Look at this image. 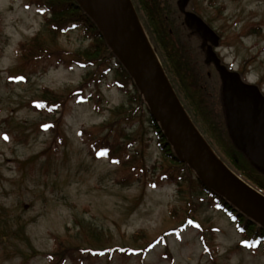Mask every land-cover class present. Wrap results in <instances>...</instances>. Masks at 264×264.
<instances>
[{
	"label": "rangeland",
	"instance_id": "1",
	"mask_svg": "<svg viewBox=\"0 0 264 264\" xmlns=\"http://www.w3.org/2000/svg\"><path fill=\"white\" fill-rule=\"evenodd\" d=\"M188 9L220 35L223 63L264 90V0H190ZM45 15L29 0H0V264H264V249L246 248L235 223L209 200L196 210L199 224L183 223L196 198L185 185L151 184L160 166L172 163L146 107L117 87L100 86L102 112L93 101L70 102L55 115L33 109L44 87L66 92L86 74L77 66L34 71L18 60L21 42L39 33L51 41ZM88 44L78 30L56 42L66 51ZM212 99L201 121L209 132L213 124L223 132L222 109ZM122 106L137 115L125 135L121 129L111 137L123 160L97 158L80 131L116 121ZM45 122L55 128L45 130ZM107 248L102 255L84 252Z\"/></svg>",
	"mask_w": 264,
	"mask_h": 264
},
{
	"label": "trees",
	"instance_id": "2",
	"mask_svg": "<svg viewBox=\"0 0 264 264\" xmlns=\"http://www.w3.org/2000/svg\"><path fill=\"white\" fill-rule=\"evenodd\" d=\"M29 1L31 4L42 8L46 13L43 28L50 35L51 41L47 42L45 37L39 33L27 42H21L18 47L17 58L22 65L27 66L30 70L34 69V71L38 69L39 65H48L54 68L77 66L86 70L79 86L66 92L44 87L42 89L43 98L31 101L30 104L33 109L55 115L59 111L61 112L70 102L93 101L95 111L102 112L103 98L100 86L103 85L104 81H107L108 86L117 87L126 96L133 98L135 104L146 107L164 159L172 163L168 167L162 164L160 166L161 172L156 174V178L151 180V184L155 185L157 180L171 182L179 186V190L185 185L188 188V193L196 198L195 201L187 203L183 223L199 224L194 217L196 210L205 200H209L212 206L223 210L235 223L242 235L243 242L248 247L255 250L260 246L264 249V227L243 214L198 178H195L188 164L178 159L173 147L164 136L159 123L150 114L148 105L137 88L134 79L107 44L97 24L79 5L78 1ZM133 3H135L141 23L168 79L199 132L229 169L250 187L264 195V169L258 167L243 152L237 149L229 136L222 80L216 66L213 63L206 62V50L202 47L201 36L186 25L185 15L173 0H133ZM73 30H78L84 39L89 40L88 46L79 51H66L58 47L56 45L58 37ZM113 70L116 74L109 82L107 80L108 75ZM203 77L207 81H203ZM210 88L214 89V92ZM47 96H50V98H47ZM211 99L222 109L223 118L220 120L224 128L223 132L219 125L214 124L213 126L210 125L212 131L209 132L206 124L201 121L202 116L208 117L209 112L206 110V103ZM121 108L123 110L117 113L116 121L107 122L101 128H96L92 132L84 129L80 131V136L90 144V148L93 150L92 154L97 158L106 157L115 163L123 160L117 153V141L112 140L111 137L117 138L116 132L121 129L122 134L125 135V129L134 124V118L137 115L134 108L126 109L124 106ZM41 125L45 130H49L51 127L55 128L49 122ZM119 149L124 150L125 148ZM171 215L174 217L172 210ZM114 250L143 253L141 250L129 251L120 247ZM109 251L108 248L105 250H84V252H89L92 255H102ZM49 258L52 262L54 255H49ZM65 261L63 260L62 264Z\"/></svg>",
	"mask_w": 264,
	"mask_h": 264
},
{
	"label": "water",
	"instance_id": "3",
	"mask_svg": "<svg viewBox=\"0 0 264 264\" xmlns=\"http://www.w3.org/2000/svg\"><path fill=\"white\" fill-rule=\"evenodd\" d=\"M102 32L107 44L129 72L178 159L198 179L264 227V195L229 169L192 122L168 79L132 0H77ZM186 25L202 38L206 62L220 73L229 136L237 149L264 169V95L257 85L229 70L215 51L220 36L202 17L186 11ZM206 144L208 147H206ZM210 148V150L208 149Z\"/></svg>",
	"mask_w": 264,
	"mask_h": 264
},
{
	"label": "flooded vegetation",
	"instance_id": "4",
	"mask_svg": "<svg viewBox=\"0 0 264 264\" xmlns=\"http://www.w3.org/2000/svg\"><path fill=\"white\" fill-rule=\"evenodd\" d=\"M189 2H190V0L188 1V4H189ZM186 11H191V10L188 9V5L186 6ZM257 86H258L260 92L264 95L263 87L261 85H258V84H257Z\"/></svg>",
	"mask_w": 264,
	"mask_h": 264
},
{
	"label": "bare ground",
	"instance_id": "5",
	"mask_svg": "<svg viewBox=\"0 0 264 264\" xmlns=\"http://www.w3.org/2000/svg\"><path fill=\"white\" fill-rule=\"evenodd\" d=\"M206 147H208V145L206 144ZM210 150V148H208Z\"/></svg>",
	"mask_w": 264,
	"mask_h": 264
}]
</instances>
